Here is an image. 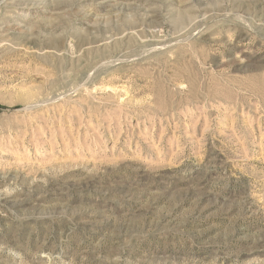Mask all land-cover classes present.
Returning <instances> with one entry per match:
<instances>
[{
    "label": "rangeland",
    "instance_id": "rangeland-1",
    "mask_svg": "<svg viewBox=\"0 0 264 264\" xmlns=\"http://www.w3.org/2000/svg\"><path fill=\"white\" fill-rule=\"evenodd\" d=\"M0 264H264V0H0Z\"/></svg>",
    "mask_w": 264,
    "mask_h": 264
}]
</instances>
